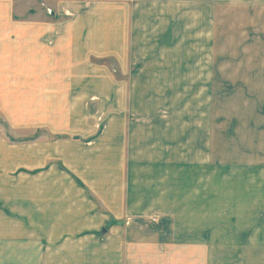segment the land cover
Segmentation results:
<instances>
[{
	"label": "rangeland",
	"instance_id": "obj_1",
	"mask_svg": "<svg viewBox=\"0 0 264 264\" xmlns=\"http://www.w3.org/2000/svg\"><path fill=\"white\" fill-rule=\"evenodd\" d=\"M99 1L90 0L92 5ZM136 1L145 4L144 14L150 22L141 28L136 24L141 29L135 40L137 55L128 57L126 68H121L114 55L90 57L89 62L98 71L92 73L96 76L91 80L100 83L86 89H60L64 103L58 105L39 103V94L48 96L55 88L24 87L28 86L24 81L0 87V264H63L58 259L64 260L72 250L76 251L73 264H89L95 255L96 264H110L109 257L118 258V264H184L182 259H173L183 255L184 240H199V229L207 253L204 249L191 250L186 254L187 264H235L231 249H223L237 234L232 232L233 225L264 223V211L152 210L141 216L103 211V195L92 191L87 174L92 167V185L101 189L114 165L104 161L103 154L91 152L94 142L105 134L106 125L101 114L93 118L97 105L84 107L80 103L89 96V90L105 95L109 81H126L129 98L124 105L125 120L135 127L126 131V136L141 140L132 149V144L129 146L135 162L144 155L151 157L160 139L164 144L175 143L176 154L181 156L184 143L191 144L188 159L198 161L194 145L199 143L201 113L234 111L247 120L254 107L256 117L264 110V104L247 103L249 97L258 98L264 89L263 81L255 76H262L264 64V0ZM15 10L18 18L24 16L22 4ZM216 58L223 73L240 79V85L230 87L235 81L224 77L227 85L219 84L218 104L214 103ZM242 63L254 68L251 75L240 69ZM148 78L152 84L145 87L144 94L137 83H147ZM243 79H252L251 85L242 86ZM30 201L41 202L32 206L42 211L32 207L30 211ZM42 224L41 235L33 228L37 225L39 229ZM111 225L119 230L112 234ZM27 227L36 234L26 233ZM12 228L17 237L12 238ZM81 231L100 237L96 242L93 237L82 236L81 241ZM41 238L46 239L44 246Z\"/></svg>",
	"mask_w": 264,
	"mask_h": 264
},
{
	"label": "crops",
	"instance_id": "obj_2",
	"mask_svg": "<svg viewBox=\"0 0 264 264\" xmlns=\"http://www.w3.org/2000/svg\"><path fill=\"white\" fill-rule=\"evenodd\" d=\"M20 4L23 6L24 16L18 18L15 9ZM91 5L90 0H0V87H10L13 86L11 83L24 81L28 85L24 87L55 88L56 91L48 96L39 94V103L58 105L64 103L60 89H86L100 83L94 79L93 84L91 80L96 76L92 73L97 70L89 62L90 57L114 55L121 68H126L128 57L137 55L135 40L141 29L136 24L141 28V25L150 22V17L144 14L145 4L136 0H100ZM63 10L72 15H64ZM135 19L136 22L133 23ZM141 33L142 31L139 34L140 39ZM215 61L214 103L218 104L221 99L218 88L220 83L226 84L224 77L229 76L235 81L229 84L230 87L240 85V79L228 72L223 73L220 70L221 64H217L218 58ZM242 66L241 70H248L247 75L254 71L250 70L254 69L250 65L246 68V64L242 63ZM255 76L263 81L264 87V64L262 76ZM251 80L243 79L242 86L251 85ZM150 81L152 79L148 78L147 83H137V87H142L146 94L144 89L152 84ZM109 82L105 86V95L89 90V96L80 100L83 106L89 103L97 105L92 113L93 118L101 114L106 125L105 134L94 142L95 148L91 152L95 155L103 154L104 161H112L114 171L107 176L101 189L92 185V167L87 174V183L92 186V191H96L97 196L98 193L103 195V211H119V215L121 211H127L129 215L138 216L144 211L152 210L264 211V110L256 117L254 107L253 112L248 113L247 120L241 119L234 111L201 113L199 143L194 145L198 148V161L188 159V155L192 153L191 144L189 146L184 143L181 156L176 154L175 143L164 144L160 139L158 150L151 157L144 155L140 161L135 162L129 153V146L132 144V149L141 140L131 137L132 135L126 136V131L135 129L134 125L127 124L125 120L124 105L129 98L126 93L127 83L123 80ZM37 94L31 91L32 96L36 97ZM73 99L78 101L76 97ZM35 100L36 98L31 99L30 102L34 103ZM133 100L137 101V97ZM247 103L264 104V89L258 98L249 97ZM99 105L103 106V111ZM91 129L95 130L93 126ZM167 138L170 139L168 136ZM176 161L184 163L177 164ZM29 203L30 211H33L31 207L42 211L32 206L42 205L41 202ZM89 225L92 226L91 223ZM89 225H84V228H90ZM36 226L34 225L33 230L40 231L42 235L44 225L40 226V230ZM241 226L233 225L232 232L237 234L232 235L231 245H224L223 249H231L235 264H264V223ZM94 227L97 229L96 225ZM14 228L12 238L17 237ZM28 230L33 232L31 228H25L26 233ZM118 230L117 226L110 229L112 234ZM83 231L78 236L81 241L82 236L93 237L96 242L100 237L96 234L86 235ZM108 233L107 231L103 236L104 240L108 238ZM202 233L199 229L198 241H192L191 238L184 240L183 255L175 257L173 262L182 259V263L187 264L186 254L193 249H204V253H207V244L201 241ZM28 237L32 238L31 235ZM34 238L37 239V235ZM41 240L44 241V246L46 239ZM73 241L76 240L70 242ZM27 243L30 245L32 242ZM75 254L76 251L72 250L64 260L58 261L73 264ZM91 257L88 263L96 264V255ZM107 262L118 264L119 259L109 257Z\"/></svg>",
	"mask_w": 264,
	"mask_h": 264
},
{
	"label": "built area",
	"instance_id": "obj_3",
	"mask_svg": "<svg viewBox=\"0 0 264 264\" xmlns=\"http://www.w3.org/2000/svg\"><path fill=\"white\" fill-rule=\"evenodd\" d=\"M154 220V219H153Z\"/></svg>",
	"mask_w": 264,
	"mask_h": 264
}]
</instances>
